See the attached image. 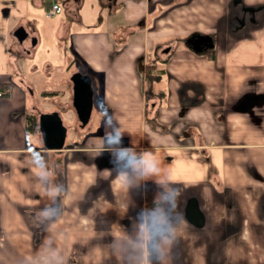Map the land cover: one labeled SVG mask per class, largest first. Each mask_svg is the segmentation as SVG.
<instances>
[{"label": "crops", "instance_id": "0c3cea01", "mask_svg": "<svg viewBox=\"0 0 264 264\" xmlns=\"http://www.w3.org/2000/svg\"><path fill=\"white\" fill-rule=\"evenodd\" d=\"M87 2L83 18L86 0H0V264H143L136 215L161 192L176 197V238L150 264H264V0ZM41 14L57 40L43 71L61 56L91 79L85 124L71 80L52 110L32 104ZM51 111L85 140L47 149L38 117Z\"/></svg>", "mask_w": 264, "mask_h": 264}, {"label": "clouds", "instance_id": "9594fccd", "mask_svg": "<svg viewBox=\"0 0 264 264\" xmlns=\"http://www.w3.org/2000/svg\"><path fill=\"white\" fill-rule=\"evenodd\" d=\"M121 148H127L122 141ZM125 160L126 166L117 167V171L121 174L122 187L127 188L130 183L128 173L133 169L135 158L127 157ZM155 172V167H152L146 169L143 174L147 176ZM160 197L161 199L150 210L147 212L141 210L136 215L129 248L142 256L143 264H150V260L163 262L176 238L175 223L170 214L171 211H175L176 197L173 192H161Z\"/></svg>", "mask_w": 264, "mask_h": 264}, {"label": "rangeland", "instance_id": "374dc122", "mask_svg": "<svg viewBox=\"0 0 264 264\" xmlns=\"http://www.w3.org/2000/svg\"><path fill=\"white\" fill-rule=\"evenodd\" d=\"M91 4V9L92 12L95 9V4L94 2L88 3L86 0V3L84 7L82 8L80 15H82L83 18L86 17L84 8ZM97 6V5H96ZM100 6V5H99ZM97 11L94 12L93 14L90 15L91 19H94L97 21L99 19V14H98V8ZM90 20V19H88ZM40 23L43 25L44 30L40 35L39 42L36 47H34V52L32 55V61L30 65H37L38 71L42 72L43 76L37 79H34L32 76L28 77V80L30 81L31 85L34 86L37 90L36 95L34 96L35 99L32 101V104L38 103L40 108L43 111H48L52 110L53 108L56 107L55 99H58L60 101H63L66 99L67 91L71 88L70 83L68 80H70V75L66 74L65 68H67V63L62 62L61 56L60 58H57L55 60V57H53V67L50 68L48 71V74H46L42 67H43V59L47 57L48 54L46 52L47 47L54 45L57 43V40L53 36V29H48L50 27L51 21L53 20L50 19H44L42 14L39 17ZM95 31L99 30V28L94 29ZM30 43L33 45L32 40L30 39ZM36 45V43H34ZM31 59V57H30ZM42 61V62H41ZM48 75V76H47ZM64 75H66V82H62L61 79L62 77L64 78ZM42 91H46V93H42ZM64 114V113H63ZM64 122H65V128H66V140L65 144L66 145H75L78 143H82L83 140H85V133H83L82 136L78 133L76 130V127L72 124V122L67 119L64 115Z\"/></svg>", "mask_w": 264, "mask_h": 264}, {"label": "water", "instance_id": "95a60500", "mask_svg": "<svg viewBox=\"0 0 264 264\" xmlns=\"http://www.w3.org/2000/svg\"><path fill=\"white\" fill-rule=\"evenodd\" d=\"M18 41H22L28 34L19 27L14 31ZM35 43V38L32 39ZM72 82V104L78 120L85 124L91 114L92 109V86L88 75L76 72L70 76ZM61 114L57 111L39 114L38 129L40 130L42 141L47 149H61L66 137V128L62 122Z\"/></svg>", "mask_w": 264, "mask_h": 264}, {"label": "trees", "instance_id": "16d2710c", "mask_svg": "<svg viewBox=\"0 0 264 264\" xmlns=\"http://www.w3.org/2000/svg\"><path fill=\"white\" fill-rule=\"evenodd\" d=\"M154 68V63H148L145 65L144 67V71L146 73V75H148V77H150L151 79L154 77V75L152 74V70ZM154 121L156 120L155 118L153 119ZM149 123L151 124H155L153 123V121H150V120H147ZM145 199H146V202L147 204L150 203V199H151V190H150V187L146 186L145 187Z\"/></svg>", "mask_w": 264, "mask_h": 264}, {"label": "built area", "instance_id": "2783aa9c", "mask_svg": "<svg viewBox=\"0 0 264 264\" xmlns=\"http://www.w3.org/2000/svg\"><path fill=\"white\" fill-rule=\"evenodd\" d=\"M61 12V6L59 3L53 1L50 6H48V9L45 11V17L47 18H53L57 14ZM9 88L5 89V92H8Z\"/></svg>", "mask_w": 264, "mask_h": 264}]
</instances>
